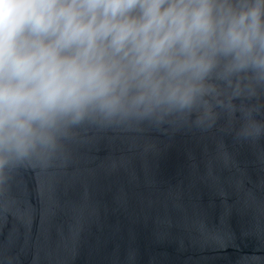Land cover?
<instances>
[{
  "label": "clouds",
  "instance_id": "clouds-1",
  "mask_svg": "<svg viewBox=\"0 0 264 264\" xmlns=\"http://www.w3.org/2000/svg\"><path fill=\"white\" fill-rule=\"evenodd\" d=\"M262 100L264 0H0V185L84 126L258 139Z\"/></svg>",
  "mask_w": 264,
  "mask_h": 264
},
{
  "label": "water",
  "instance_id": "water-1",
  "mask_svg": "<svg viewBox=\"0 0 264 264\" xmlns=\"http://www.w3.org/2000/svg\"><path fill=\"white\" fill-rule=\"evenodd\" d=\"M239 128L82 127L0 185V264H264V135Z\"/></svg>",
  "mask_w": 264,
  "mask_h": 264
}]
</instances>
